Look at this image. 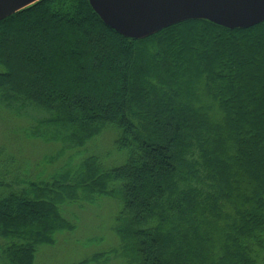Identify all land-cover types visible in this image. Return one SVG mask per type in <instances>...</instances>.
I'll use <instances>...</instances> for the list:
<instances>
[{
    "label": "trees",
    "instance_id": "16d2710c",
    "mask_svg": "<svg viewBox=\"0 0 264 264\" xmlns=\"http://www.w3.org/2000/svg\"><path fill=\"white\" fill-rule=\"evenodd\" d=\"M90 33L101 36L97 44ZM12 56L25 86L7 68ZM13 103L49 114L72 146L112 126L123 162L101 171L86 158L87 177L65 173L60 182L23 169L22 153L7 144L3 264H37L38 248L72 228L54 203L66 204L60 187L68 181L70 202H89L74 194L85 189L121 196L105 227L111 262L264 264V22L229 30L187 20L132 40L104 25L87 0H40L0 20V108ZM27 127L4 135L10 142Z\"/></svg>",
    "mask_w": 264,
    "mask_h": 264
},
{
    "label": "rangeland",
    "instance_id": "374dc122",
    "mask_svg": "<svg viewBox=\"0 0 264 264\" xmlns=\"http://www.w3.org/2000/svg\"><path fill=\"white\" fill-rule=\"evenodd\" d=\"M50 16L54 17L55 15ZM15 23L16 20H13L9 22V25L15 27ZM90 37L93 44H97L101 38L98 33H90ZM8 44L12 46L11 42H8ZM12 59H14L13 56L8 60L10 64L7 68L13 71V76L19 77L20 72H23L22 68L21 70L17 69L14 66L15 63L11 62ZM39 62L48 63L45 60ZM23 63L24 65L29 64L26 61H23ZM20 78V86H25L26 83L23 82L24 75L20 74ZM47 80L46 78L43 79V85L51 89L50 82ZM21 91L19 90L20 93L27 94V91ZM17 99L13 97L12 102L19 103L20 101H16ZM206 100L208 99H201V103ZM15 108L14 103L12 108H0V150L5 151L7 144H11L23 155L24 164L22 163V168L32 170L35 176L57 179L60 174L66 173L69 175V180L74 181L77 179L78 174L87 177L84 170L87 169L85 167L87 166L86 158L91 157L94 159V163L98 165L101 171L123 162L122 155L114 148L117 136L116 130L112 126H107L98 136L88 141L84 146H72L61 139L62 131L56 127L55 123L46 122L45 119L50 117L49 114L26 104H19L18 108ZM25 124H28V127L22 132L23 134L20 133L19 136L10 138V142H8L9 139L4 134L7 133L13 136L15 128L17 129ZM8 149H11V147H8ZM6 153H9V151ZM25 154H27L26 157H24ZM43 162L49 164L48 170L45 166L41 167ZM58 180L62 182L60 178ZM62 184L63 187H60V190L64 193H61L60 197L67 198L64 199L66 204L59 206L57 204L58 200L54 203L57 207H61L62 213L65 215L68 224H72V228L57 232L51 245H43L38 248L35 260L37 264H72L88 256L90 257L96 252H105L106 254L87 264H117V262L109 260L112 256L108 257L107 255L109 254V247L113 246L110 237L107 236L106 238L105 227L112 224V217L117 212V201L113 200H118V198L121 200V196L118 194L114 196L98 195L97 192H89L90 189H85L74 194L76 197L81 195L89 198V200L87 199L89 202L79 200V202L74 203L70 202L69 188L65 189V186H69V181ZM57 185L59 186V184ZM100 196L101 200L107 199V201L101 203L98 200ZM93 208L99 212L97 214L93 213ZM209 224L218 227L215 221H209ZM140 227L147 228V222L138 225L137 229ZM120 252L125 253L122 248ZM120 258L125 257L121 256ZM161 261L163 263V259ZM0 264H3L1 256Z\"/></svg>",
    "mask_w": 264,
    "mask_h": 264
},
{
    "label": "water",
    "instance_id": "95a60500",
    "mask_svg": "<svg viewBox=\"0 0 264 264\" xmlns=\"http://www.w3.org/2000/svg\"><path fill=\"white\" fill-rule=\"evenodd\" d=\"M38 0H0V19ZM101 21L124 37L144 38L185 20L228 28L264 21V0H88Z\"/></svg>",
    "mask_w": 264,
    "mask_h": 264
}]
</instances>
